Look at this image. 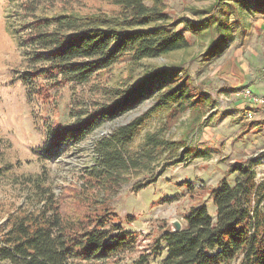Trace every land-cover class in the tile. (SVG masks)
<instances>
[{
	"label": "rangeland",
	"instance_id": "obj_1",
	"mask_svg": "<svg viewBox=\"0 0 264 264\" xmlns=\"http://www.w3.org/2000/svg\"><path fill=\"white\" fill-rule=\"evenodd\" d=\"M115 1L0 0V226L17 207L35 200L37 185L50 187L68 209L77 208L76 198L84 195L82 175L93 162L94 141L149 110L151 100L103 123L79 143L48 147L49 127L73 122L74 109L89 110L91 103L107 102L113 88L139 81L147 69L170 66L185 72L194 95L204 96L197 110L188 109L172 124L164 112L146 122L141 138L166 123L169 128L162 134L179 141V148L172 156L162 157L152 173L133 176L108 199L112 221L134 235L133 248L101 261L73 259L70 264H136L141 254L148 255L144 264H159L164 245L157 246L156 238L172 222L182 223L188 210L201 203L215 216L209 192L232 163L251 160L256 182H264V103H251L244 95V89H249L264 99V7H257L254 0L239 12L242 29L236 15L230 14L228 42L213 58L205 59L203 52L215 34L216 22L210 24L208 19L218 0H161L170 21L186 19L199 29L183 28L182 22L176 26L189 41L187 48L135 63L122 58L79 86L53 85L44 78L22 80L29 70L28 50L19 45L16 32L24 35L22 27L33 17L25 9L33 7L35 15L49 17L118 15ZM38 85H42L39 95ZM151 174L156 177L154 184L132 191L137 181ZM234 176L228 177L229 182ZM167 197L173 199L166 201ZM101 198L99 194L97 200ZM240 258L230 264H240Z\"/></svg>",
	"mask_w": 264,
	"mask_h": 264
},
{
	"label": "trees",
	"instance_id": "obj_2",
	"mask_svg": "<svg viewBox=\"0 0 264 264\" xmlns=\"http://www.w3.org/2000/svg\"><path fill=\"white\" fill-rule=\"evenodd\" d=\"M236 2L218 0L211 6L214 15L206 21L216 22L215 34L203 52L205 59L224 50L230 14L236 15L242 29L239 12L249 8V0ZM115 3L120 8L118 15L62 13L49 17L35 15L33 7L25 9L33 17L23 25L24 35L16 32L19 45L28 50L29 70L22 80L27 83L44 78L53 85L87 84L122 58L135 63L187 48L189 41L182 28L176 29L180 22L183 28L199 31L189 20L170 21L161 0ZM254 3L264 7V0ZM190 82L185 72L175 66L147 69L139 81L108 91L107 102L91 103L93 108L89 110L74 109L73 122L62 127L51 125L48 147L58 148L64 142L76 144L103 123L151 100L149 110L94 141L93 162L82 175L84 195L76 198L77 208L68 209L50 187L37 185L35 200L9 213L0 226V264L101 261L132 249L135 237L112 221L108 199L133 176L152 173L162 157L177 152L180 142L162 134L169 124L146 132L142 138L141 134L155 113H166L172 124L188 109L203 104L204 96L194 95ZM35 90L41 94L42 85ZM252 166L251 160L232 163L210 190L208 198L215 216L201 203L188 210L180 230L173 231L171 227L156 238L157 246L164 245L159 264H230L239 257L240 264H264V182H256ZM232 174L235 176L229 182ZM155 178L151 174L137 181L132 191L154 184ZM99 194L101 200H97ZM147 256L141 254L136 264H144Z\"/></svg>",
	"mask_w": 264,
	"mask_h": 264
},
{
	"label": "built area",
	"instance_id": "obj_3",
	"mask_svg": "<svg viewBox=\"0 0 264 264\" xmlns=\"http://www.w3.org/2000/svg\"><path fill=\"white\" fill-rule=\"evenodd\" d=\"M244 95L249 98L251 103H264V99L262 97L253 95V93L249 89H244Z\"/></svg>",
	"mask_w": 264,
	"mask_h": 264
},
{
	"label": "water",
	"instance_id": "obj_4",
	"mask_svg": "<svg viewBox=\"0 0 264 264\" xmlns=\"http://www.w3.org/2000/svg\"><path fill=\"white\" fill-rule=\"evenodd\" d=\"M181 229V223L178 221L172 222V230L173 231H178Z\"/></svg>",
	"mask_w": 264,
	"mask_h": 264
}]
</instances>
